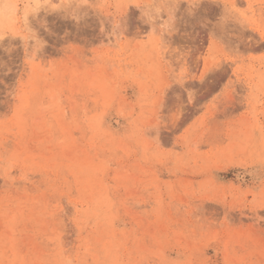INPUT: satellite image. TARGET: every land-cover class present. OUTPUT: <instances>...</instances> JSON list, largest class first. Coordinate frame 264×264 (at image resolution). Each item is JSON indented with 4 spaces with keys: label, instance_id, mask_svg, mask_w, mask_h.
<instances>
[{
    "label": "rangeland",
    "instance_id": "obj_1",
    "mask_svg": "<svg viewBox=\"0 0 264 264\" xmlns=\"http://www.w3.org/2000/svg\"><path fill=\"white\" fill-rule=\"evenodd\" d=\"M0 264H264V0H0Z\"/></svg>",
    "mask_w": 264,
    "mask_h": 264
},
{
    "label": "bare ground",
    "instance_id": "obj_2",
    "mask_svg": "<svg viewBox=\"0 0 264 264\" xmlns=\"http://www.w3.org/2000/svg\"><path fill=\"white\" fill-rule=\"evenodd\" d=\"M255 212V211H254ZM253 224V223H252ZM256 225V224H255ZM253 255V254H252Z\"/></svg>",
    "mask_w": 264,
    "mask_h": 264
}]
</instances>
